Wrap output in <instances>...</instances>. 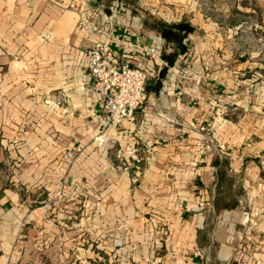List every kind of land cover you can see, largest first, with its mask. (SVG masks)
Masks as SVG:
<instances>
[{"label":"crops","instance_id":"0c3cea01","mask_svg":"<svg viewBox=\"0 0 264 264\" xmlns=\"http://www.w3.org/2000/svg\"><path fill=\"white\" fill-rule=\"evenodd\" d=\"M81 1L112 30L78 31ZM198 1L0 0V264H264V56ZM100 43L152 63L118 128L90 88ZM130 142L139 172L117 158Z\"/></svg>","mask_w":264,"mask_h":264},{"label":"built area","instance_id":"2783aa9c","mask_svg":"<svg viewBox=\"0 0 264 264\" xmlns=\"http://www.w3.org/2000/svg\"><path fill=\"white\" fill-rule=\"evenodd\" d=\"M42 1L57 2V0ZM67 9L77 14L76 29L78 31L98 36L105 30L108 32L112 30L114 14L101 16L97 9L87 7V1L72 2L68 4ZM145 11L154 12L155 10L145 7ZM137 47L135 43H123L120 56H116L106 43H100L87 48L84 52L87 73L92 82L90 88L98 96L101 104L99 122L104 128H118L125 123H130L135 111L146 100V86L152 63L143 59L132 60ZM143 52L153 60L166 65L161 60V45L155 38L151 37L150 43L146 45ZM204 129V126L199 127L200 131ZM206 149L209 150L210 147L206 146ZM73 154L74 152L70 151L65 156L71 158ZM117 158L130 160L134 170L140 171L142 158L135 142H130L119 150ZM124 170H128L127 165Z\"/></svg>","mask_w":264,"mask_h":264},{"label":"rangeland","instance_id":"374dc122","mask_svg":"<svg viewBox=\"0 0 264 264\" xmlns=\"http://www.w3.org/2000/svg\"><path fill=\"white\" fill-rule=\"evenodd\" d=\"M196 8L203 16L226 30L238 26L239 31L234 38L237 44L242 45L243 52L261 49L264 56V0H199ZM26 254L24 253L25 256ZM28 256L29 259H25L27 261L23 264H44L45 259L39 256L36 259L33 252ZM24 258L22 257L23 260ZM50 259L52 264L59 263L52 256Z\"/></svg>","mask_w":264,"mask_h":264},{"label":"trees","instance_id":"16d2710c","mask_svg":"<svg viewBox=\"0 0 264 264\" xmlns=\"http://www.w3.org/2000/svg\"><path fill=\"white\" fill-rule=\"evenodd\" d=\"M44 264H48L46 261H44Z\"/></svg>","mask_w":264,"mask_h":264}]
</instances>
